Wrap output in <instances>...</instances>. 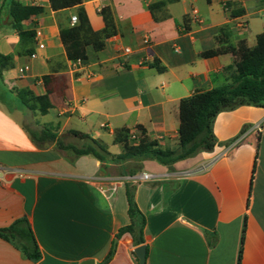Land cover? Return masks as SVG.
I'll use <instances>...</instances> for the list:
<instances>
[{
	"label": "crops",
	"instance_id": "1",
	"mask_svg": "<svg viewBox=\"0 0 264 264\" xmlns=\"http://www.w3.org/2000/svg\"><path fill=\"white\" fill-rule=\"evenodd\" d=\"M12 1L0 0V54L10 59L0 73V229L26 218L41 259L0 238V264H103L112 250L107 264H139L133 237L117 238L131 223L128 187L146 220V264H238L241 247V264H264V108L220 113L211 152L170 167L136 161L134 168V160L102 164L53 145L39 149L16 97L18 89L43 95L41 78L52 73L64 80L63 95L49 94L47 114L32 111L37 125L62 139L87 134L112 155L122 153L114 142L122 131L140 137L144 130L162 148L177 150L181 99L230 82L231 53L200 54L240 41L254 47L264 32V0H83L91 28L104 29L100 10L109 7L116 33L102 50L88 48L76 70L60 31L72 26L78 8L54 11L49 0H15L43 7L22 23L40 32V49L35 38L20 45L8 16ZM159 2L166 6L157 15L168 17L156 21L148 6ZM194 11L200 23L191 19ZM144 173L153 178L140 179Z\"/></svg>",
	"mask_w": 264,
	"mask_h": 264
},
{
	"label": "trees",
	"instance_id": "2",
	"mask_svg": "<svg viewBox=\"0 0 264 264\" xmlns=\"http://www.w3.org/2000/svg\"><path fill=\"white\" fill-rule=\"evenodd\" d=\"M52 10L59 11L77 7V23L60 31V39L66 49L68 60L73 63L80 59L83 63L88 60L87 50L92 48L100 51L104 47L105 40L116 33L115 24L109 7L102 8L105 27L96 32L91 28L90 22L82 7L83 0H49ZM165 2L150 4L148 6L156 21L167 18V14L157 15L158 11L165 8ZM44 11L43 7L35 5H23L13 0L9 5L8 16L12 27L18 32L20 45L25 41H32L35 31L23 29L22 23L29 18L39 15ZM187 22V21H186ZM224 53L234 56V63L227 67L229 83L222 84L208 91H196L193 95L183 98L179 104L180 125L179 144L177 150L164 149L157 140H151L143 130L138 143L129 140L128 131L117 132L114 142L120 144L122 153L112 155L98 141L89 135L72 131L73 136L78 138L81 145L66 144L64 140L52 131L51 128L43 126L42 129H34L24 125L32 140L39 149L55 146L60 151H71L76 157L91 156L102 164L122 163L128 160L146 161L154 160L164 166H172L176 162L193 158L203 152H211L217 145L214 134V122L217 116L225 111H232L242 106H254L264 108V32L256 38V45L248 47L245 41H240L236 47L222 46L217 49L204 51L201 58H209ZM9 57L0 54V73L9 66ZM159 72L164 68L157 67ZM46 92L35 96L29 89H18L16 97L21 105V110L30 108L33 112L38 111L45 115L52 107L49 94L54 90L63 95L65 86L62 78L52 73L41 78ZM259 140V139H258ZM238 144V143H237ZM259 141L257 142V148ZM128 215L130 225L118 231L117 238L129 233L135 246L144 244L143 231L146 220L134 201V188H127ZM246 224L243 229L242 243L245 239ZM0 238L11 243L21 250L24 255L33 261L41 259V252L36 241L32 227L26 218L15 221L11 226L0 229ZM216 238H214V245ZM114 250L106 257L103 264H107L113 258ZM243 247H241L238 264L242 263Z\"/></svg>",
	"mask_w": 264,
	"mask_h": 264
},
{
	"label": "built area",
	"instance_id": "3",
	"mask_svg": "<svg viewBox=\"0 0 264 264\" xmlns=\"http://www.w3.org/2000/svg\"><path fill=\"white\" fill-rule=\"evenodd\" d=\"M191 19H193L195 22H199V23L202 21L201 17L198 15V13L196 11H194L191 14ZM71 23H72V26L77 23V17L76 16L72 17ZM39 37H40V32L39 31H35V37H34L35 40L38 41ZM143 44L144 45H149L150 44V38L148 36H145L143 38ZM38 48H40V49L44 48V44L39 42L38 43ZM123 53L124 54H130L131 53V49L126 48V49L123 50ZM35 57H36V55L34 53L30 55L31 59H34ZM84 65H85V63H83L80 59H78L75 62L71 63V66H72L73 70L79 69V68L83 67ZM26 69H28V67H26ZM139 139L140 138L136 135L135 132H130L129 133V140L131 142H133L134 144L138 143ZM151 178H153V175L148 174V173H144L140 177V179H142V180H149Z\"/></svg>",
	"mask_w": 264,
	"mask_h": 264
},
{
	"label": "water",
	"instance_id": "4",
	"mask_svg": "<svg viewBox=\"0 0 264 264\" xmlns=\"http://www.w3.org/2000/svg\"><path fill=\"white\" fill-rule=\"evenodd\" d=\"M24 118H25L26 124L29 127L34 128V129L37 128L39 130L42 129L41 125H37L35 123L34 118H33V113L30 108L25 109ZM134 252H135L136 257L138 258L139 264H146V259H147L146 246L145 245L139 246L135 249Z\"/></svg>",
	"mask_w": 264,
	"mask_h": 264
},
{
	"label": "rangeland",
	"instance_id": "5",
	"mask_svg": "<svg viewBox=\"0 0 264 264\" xmlns=\"http://www.w3.org/2000/svg\"><path fill=\"white\" fill-rule=\"evenodd\" d=\"M8 98H11V99L15 100V98L11 97V94H10V93H9ZM63 140H64V142H65L66 144H76V145H81V143H82L78 138H73V137H66V138H64ZM262 153H264V146H263V148H262ZM262 161H264V157H262ZM131 165H132V167L135 168V167L137 166V162L135 161V162H133V164H131Z\"/></svg>",
	"mask_w": 264,
	"mask_h": 264
}]
</instances>
